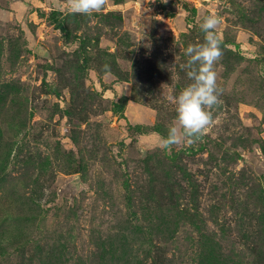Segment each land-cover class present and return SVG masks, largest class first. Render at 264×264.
<instances>
[{
    "label": "rangeland",
    "instance_id": "374dc122",
    "mask_svg": "<svg viewBox=\"0 0 264 264\" xmlns=\"http://www.w3.org/2000/svg\"><path fill=\"white\" fill-rule=\"evenodd\" d=\"M68 8L0 0V264H264V0ZM205 16L219 104L161 150Z\"/></svg>",
    "mask_w": 264,
    "mask_h": 264
},
{
    "label": "clouds",
    "instance_id": "9594fccd",
    "mask_svg": "<svg viewBox=\"0 0 264 264\" xmlns=\"http://www.w3.org/2000/svg\"><path fill=\"white\" fill-rule=\"evenodd\" d=\"M162 2L166 3L167 0ZM105 3L106 0H68V11L71 14L91 15L100 12ZM218 24L217 17L205 16L199 25L204 33V42L190 44L185 49L184 54L188 59L182 67L191 83L175 98L176 116L167 136L160 139L158 147L161 150L170 151L174 146L200 142L212 121V109L218 106L220 94L214 71V65L222 56L215 32Z\"/></svg>",
    "mask_w": 264,
    "mask_h": 264
}]
</instances>
